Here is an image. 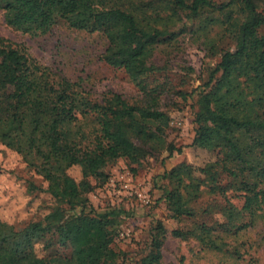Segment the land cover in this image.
Segmentation results:
<instances>
[{
	"label": "trees",
	"instance_id": "trees-1",
	"mask_svg": "<svg viewBox=\"0 0 264 264\" xmlns=\"http://www.w3.org/2000/svg\"><path fill=\"white\" fill-rule=\"evenodd\" d=\"M0 11L7 27L28 35L45 34L58 21L102 35L100 60L123 71L139 92L134 102L111 93L94 101L68 80L54 81L22 46L0 38V144L19 154L46 181L51 198L65 205L19 231L0 224V264L116 263L110 244L124 212H96L85 194L105 182L103 170L118 159L130 164L160 149L166 158L181 153L164 142L170 119L158 107L161 87L144 79L159 70L152 63L156 46L213 26L234 46L221 52L196 94L190 146L214 159L198 169L203 180L193 177L185 162L162 178L174 183L164 196L169 219H197L189 202L202 186L223 198L220 218L169 233L155 223L138 264H161L167 234L224 253L228 237L264 223V35L258 32L264 15L256 0H0ZM89 114L92 130L86 134L82 123ZM73 166L81 170L77 183L66 174ZM227 192L241 198V205L225 199ZM47 234L70 250L68 258L34 254L33 240Z\"/></svg>",
	"mask_w": 264,
	"mask_h": 264
},
{
	"label": "rangeland",
	"instance_id": "rangeland-1",
	"mask_svg": "<svg viewBox=\"0 0 264 264\" xmlns=\"http://www.w3.org/2000/svg\"><path fill=\"white\" fill-rule=\"evenodd\" d=\"M213 1L221 3L225 0ZM256 5L264 15V0H256ZM258 32L264 35V26ZM0 38L22 46L35 62L49 70L54 81L66 79L94 101L107 93L119 95L128 102L139 98L137 86L123 71L110 68L100 60L106 46L100 34L69 29L58 21L45 34L28 35L7 27L0 11ZM233 46L234 41L223 37L213 26L206 28L205 33L186 32L177 42L155 47L152 63L159 70L144 81L150 87L159 86L162 90L158 107L170 119L164 142L182 149L180 154L168 158L160 149L138 163L129 164L118 159L103 170L105 182L85 194L88 204L96 212L114 208L124 212L112 232L110 248L118 257L115 264H138L146 252L149 230L157 222L169 233L172 229L188 228L201 222L213 224L220 218L217 207L223 204V198L209 195L207 188L202 186L198 197L189 202L196 208L198 218L169 219L164 196L174 183H169L162 175L185 162L192 166L191 175L203 180L198 169L211 162L214 154L190 146L195 98L219 61L221 52L231 50ZM92 116L87 115L82 123L86 134L91 133ZM66 174L76 183L81 179L80 167H70ZM88 179L95 185L92 178ZM46 188V181L26 166L19 154L0 144V224L19 231L31 221H42L55 208L65 210V205H58ZM224 198L235 206L242 202L231 192L225 193ZM166 239L161 249V264H264L263 222L228 237L224 253L202 250L194 240L172 239L168 234ZM32 249L36 256L45 259L70 256V250L60 247L50 234L33 240Z\"/></svg>",
	"mask_w": 264,
	"mask_h": 264
},
{
	"label": "built area",
	"instance_id": "built-area-1",
	"mask_svg": "<svg viewBox=\"0 0 264 264\" xmlns=\"http://www.w3.org/2000/svg\"><path fill=\"white\" fill-rule=\"evenodd\" d=\"M139 195V194H138Z\"/></svg>",
	"mask_w": 264,
	"mask_h": 264
}]
</instances>
